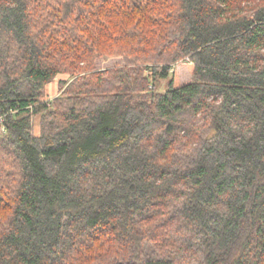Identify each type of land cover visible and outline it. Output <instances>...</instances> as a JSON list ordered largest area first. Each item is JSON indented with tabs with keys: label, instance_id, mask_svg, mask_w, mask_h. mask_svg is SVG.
<instances>
[{
	"label": "trees",
	"instance_id": "16d2710c",
	"mask_svg": "<svg viewBox=\"0 0 264 264\" xmlns=\"http://www.w3.org/2000/svg\"><path fill=\"white\" fill-rule=\"evenodd\" d=\"M0 264H264V0H0Z\"/></svg>",
	"mask_w": 264,
	"mask_h": 264
},
{
	"label": "rangeland",
	"instance_id": "374dc122",
	"mask_svg": "<svg viewBox=\"0 0 264 264\" xmlns=\"http://www.w3.org/2000/svg\"><path fill=\"white\" fill-rule=\"evenodd\" d=\"M188 61L182 60L178 63L174 64L171 68L170 75L167 79H160L155 78L153 81L154 85V91L157 93H164L167 89V85L172 78V73H175L177 75L178 81L180 84H185L191 81V72L188 67ZM64 80L66 82V85L71 81V79H68L67 75H60L58 78H56L52 83L48 84L45 88L44 94L41 98L42 102H51L55 98H58L61 94L63 89H65V85L60 88L59 81ZM39 118H34L32 123V129L33 134L38 135L39 134Z\"/></svg>",
	"mask_w": 264,
	"mask_h": 264
}]
</instances>
